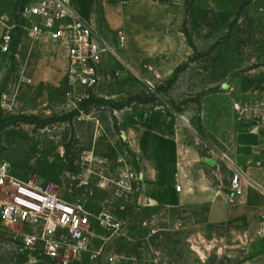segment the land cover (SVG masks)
<instances>
[{
    "label": "rangeland",
    "instance_id": "rangeland-1",
    "mask_svg": "<svg viewBox=\"0 0 264 264\" xmlns=\"http://www.w3.org/2000/svg\"><path fill=\"white\" fill-rule=\"evenodd\" d=\"M21 2L0 0V13L18 21ZM156 2L164 22L147 39L141 33L132 53L118 49L128 67L108 59L101 85L81 111L66 100L62 68L55 81L31 82L37 53L29 41L0 52V158L18 177L65 200L110 210L122 223L104 244L107 257L70 264H237L263 252L249 246L264 237L245 231L231 238L228 223L216 225L210 215L215 201L226 208L235 202L226 157L218 156L217 199L189 189L190 200L180 206L144 201L141 191L129 200L115 195L114 182L126 169L142 173L124 135L131 116L152 108L161 127L173 117L180 142L202 145L213 157L211 129L264 113V0ZM53 57L63 56L56 48ZM254 97H260L255 107ZM25 232L0 222V264H56L40 245L22 243Z\"/></svg>",
    "mask_w": 264,
    "mask_h": 264
},
{
    "label": "crops",
    "instance_id": "crops-1",
    "mask_svg": "<svg viewBox=\"0 0 264 264\" xmlns=\"http://www.w3.org/2000/svg\"><path fill=\"white\" fill-rule=\"evenodd\" d=\"M73 1L113 46L123 43L121 49L125 54L132 53L138 47L141 33V39H147L144 35L148 34L149 37V33L156 29L166 14L165 10L158 12L161 7L156 0ZM1 15L8 17L7 12ZM3 30L0 23V38ZM30 43L32 50L37 53V68L31 82L57 80L61 73L57 69L60 67L65 70L68 64L66 52L61 49L62 59H55L53 51L57 47L52 42ZM259 98L252 99L253 107L259 105ZM251 116L247 122L238 125L229 122L225 128L220 125L211 129L213 136L219 140H214L215 144L210 146L218 153L213 157L202 145L181 143V129L173 128V117H165L167 125L161 127L158 124L159 115L152 108L131 116L124 135L141 164V199L152 200L155 204L180 206L190 200L188 189L196 192L197 196L205 198L213 194L212 197L217 199L220 196L217 189L218 156L223 155L242 171L243 190L233 195L232 200L235 202L229 208L224 207L222 200L215 201L210 215L216 225L228 223L231 238L245 231L264 237V128H259L261 117L260 121L264 124V113L251 112ZM177 184L182 186V191L176 190ZM243 224L248 225V230L239 228ZM250 244L249 248H260L263 252L252 253L237 264H264V239H253Z\"/></svg>",
    "mask_w": 264,
    "mask_h": 264
},
{
    "label": "built area",
    "instance_id": "built-area-1",
    "mask_svg": "<svg viewBox=\"0 0 264 264\" xmlns=\"http://www.w3.org/2000/svg\"><path fill=\"white\" fill-rule=\"evenodd\" d=\"M18 14V21L13 22L0 16L4 28L0 52L11 53L24 40L50 41L59 52L64 50L68 62L64 70L68 84L66 100L77 109L93 99L110 57L128 67L118 50L124 47L123 43L113 46L73 0H22ZM89 158L92 159V154L84 157L86 161ZM230 169V190L238 195L243 190L244 176L232 163ZM141 182L140 171L126 169L114 182L115 195L125 200L135 198L141 191ZM100 185L105 187L103 182ZM176 190L180 192L182 186L177 184ZM0 222L21 227L26 231L21 235L22 243L28 247L40 245L56 264L101 261L107 257L104 251L107 239L122 229L121 220L110 210L88 206L82 200H65L32 180L18 177L10 162L3 158H0Z\"/></svg>",
    "mask_w": 264,
    "mask_h": 264
}]
</instances>
